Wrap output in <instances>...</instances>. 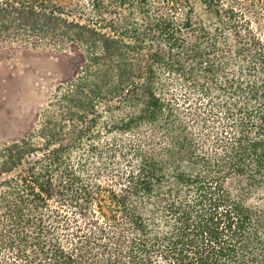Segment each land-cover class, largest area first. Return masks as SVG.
<instances>
[{
  "label": "trees",
  "instance_id": "trees-1",
  "mask_svg": "<svg viewBox=\"0 0 264 264\" xmlns=\"http://www.w3.org/2000/svg\"><path fill=\"white\" fill-rule=\"evenodd\" d=\"M74 51L0 146V264H264V0H0V50Z\"/></svg>",
  "mask_w": 264,
  "mask_h": 264
},
{
  "label": "rangeland",
  "instance_id": "rangeland-1",
  "mask_svg": "<svg viewBox=\"0 0 264 264\" xmlns=\"http://www.w3.org/2000/svg\"><path fill=\"white\" fill-rule=\"evenodd\" d=\"M74 51L0 50V146L27 135L53 89L73 78Z\"/></svg>",
  "mask_w": 264,
  "mask_h": 264
}]
</instances>
